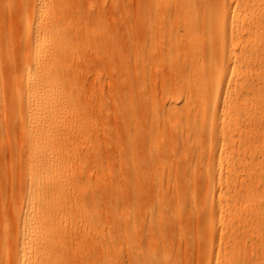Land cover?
<instances>
[{
	"label": "bare ground",
	"instance_id": "obj_1",
	"mask_svg": "<svg viewBox=\"0 0 264 264\" xmlns=\"http://www.w3.org/2000/svg\"><path fill=\"white\" fill-rule=\"evenodd\" d=\"M11 2L6 1L9 9ZM63 2L17 0L22 50L14 48L9 31H0V101L6 90L4 63H16L8 74L19 114L18 146L12 155L18 165L15 183L0 179V264H59L57 253L71 234L58 226L56 216L71 193L89 188L71 172V158L84 167L93 161L90 171L105 175L95 190L105 192L110 185L130 191L133 212L128 224L134 229L141 223V236H170L183 225L197 224V209L185 216L173 212L186 198L194 205L198 192L204 212L220 188L221 236L240 240L241 247L239 255L234 246L219 252L222 263L264 264V6L258 20L244 23L255 13L253 0H144V12L120 27L128 40L126 53L113 48L117 33L94 26L91 35L76 28V34L91 36L105 67L115 62L120 76L133 73L134 91L118 87L111 94L112 106L134 128L124 141L116 136L118 166L113 171L97 162L99 141L88 106L70 108L78 101V85L69 63L75 40L64 31L62 22L70 14L62 9ZM84 17L74 18L77 27L87 22ZM257 21L262 26L258 48L251 39ZM254 51L259 63L256 84L247 77L245 59ZM158 66H165L166 73L154 70ZM242 83L250 92L256 90L253 111L246 104L240 108ZM157 84L162 85L159 98ZM239 110L244 121L237 117ZM6 132L0 123L1 135ZM204 139L211 146L208 153ZM183 190L186 196L180 195ZM150 199L155 206L140 214ZM84 200L78 202L91 208L107 203L94 195ZM233 222L241 224L239 233L233 231ZM103 236L97 230L90 239L101 259L105 255L97 264H114V237Z\"/></svg>",
	"mask_w": 264,
	"mask_h": 264
},
{
	"label": "rangeland",
	"instance_id": "obj_2",
	"mask_svg": "<svg viewBox=\"0 0 264 264\" xmlns=\"http://www.w3.org/2000/svg\"><path fill=\"white\" fill-rule=\"evenodd\" d=\"M6 1L0 0V31H9L12 35L11 39L14 42V48L17 51L18 49L22 50L24 48L21 38L22 29L14 12L17 0H11L10 9L7 8ZM63 1L62 9L65 10V13L70 14L62 22L64 31H66L68 37L75 40L74 46L71 48L69 63L78 85L75 89L78 101L70 105V108L79 105L83 106L84 103L88 106L87 111L93 121L92 131L98 135L99 141L96 146L99 151L97 162L109 166L114 171L118 166L116 136H119L124 141L127 134H131L134 128L131 125H125L121 114L112 106L111 94L118 87H129L134 91L133 73L130 71L128 77L120 76L115 62H111L105 67L104 58L102 54L96 51L91 36L84 37L83 33L76 34V28L87 30L90 34L93 33L94 26H98L105 31L115 32L119 37L113 42V48H119L122 53H126L128 40L126 35L121 33L120 27H124L128 21H135L144 12V0ZM253 1L257 4L255 13L250 18H244V23L258 20L256 18H258V14L264 6V0ZM84 16H88L87 22L81 23L77 27L79 23L75 22L74 18L84 19L86 18ZM252 30V44L258 48L259 30H262V26L258 24V21ZM253 53L251 57L245 58L248 60L246 74L256 84L259 63L256 56L257 53L255 51ZM14 64L16 63H4L3 85H5L6 90L3 99L0 101V108H4V111L0 114V123L7 128L5 135L0 133V179H7L12 181L13 184L15 183L14 171L18 167L15 162L16 159H13L12 155L14 149L18 146L16 139L19 135V129L16 125L19 114L18 109L13 107L18 100V96L12 90V79L8 71ZM163 67L165 66H158L154 70L166 73V69ZM231 83H233V78H231ZM242 84L239 85V88L243 91L238 94L243 99L240 102V108H243V104H246L248 111H253L256 90L250 92V90L246 89L247 83ZM161 87L162 85L160 84L155 87L157 98L160 97ZM237 117L239 121L245 120L243 110L237 112ZM205 140L207 139L203 141L204 151L208 153L211 146L208 140ZM215 148L218 151L219 146L217 145ZM78 149L84 151L85 145H78ZM71 159V172L81 181L88 182L89 188L76 191V195L71 193L72 198L66 200V207L63 213L59 212L56 216L58 226L66 231L68 230L71 234L70 242L65 246L62 245L57 253L59 264H97L104 259L105 255L101 259L98 249H94V245L90 240L97 230H102L104 238L109 237L112 239L114 237L116 244L114 264H223L219 252H223L225 248L234 246L238 251L236 254L239 255L241 253L239 239V241L235 242L231 236H221L224 218H221L219 213L221 200L224 199L219 197L220 188L214 195L212 205L204 212L200 211L202 200L199 196L202 192L196 193L194 205H191L190 201H187V198L184 197L186 198L185 203L180 204L178 210L173 212L176 216H185L187 212L192 213L193 209H197L198 216L195 213L193 214L194 222L197 224H193L191 227L183 225L179 230L171 232L170 236H141L143 226L141 223H136L134 229L128 224L131 223L133 212L130 191L123 187H110V185H107L105 192L95 190L105 176H96L92 172L93 170L90 171V166H95V162L88 161L85 163L86 167H84L83 165H77V160H75L76 164H74V158ZM11 162L13 164H9ZM75 177L73 176V178ZM185 179L190 178L185 175ZM187 193L183 190L180 195L186 196ZM91 195H94V199L105 198L107 203L91 208L89 203L83 206L82 203L78 202L79 198H85L84 201H87L91 198ZM3 196L6 199V195L3 194ZM111 198H113V201H110ZM12 202L16 205L18 199L13 196ZM155 204L156 202L153 200H148L144 205L146 208L144 210L139 209V213L151 211ZM125 224H128L129 227L122 236H118L119 230ZM3 226L2 216H0V229ZM232 228L234 232L239 233L241 224L233 222ZM161 247L165 250L164 254L160 252Z\"/></svg>",
	"mask_w": 264,
	"mask_h": 264
}]
</instances>
